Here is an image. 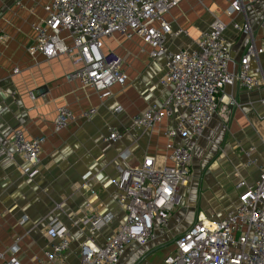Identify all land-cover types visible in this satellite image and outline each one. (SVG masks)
Segmentation results:
<instances>
[{
    "label": "crops",
    "instance_id": "obj_1",
    "mask_svg": "<svg viewBox=\"0 0 264 264\" xmlns=\"http://www.w3.org/2000/svg\"><path fill=\"white\" fill-rule=\"evenodd\" d=\"M44 3L0 0V251L18 240L22 264H31V258L40 256L47 246L44 233L48 221L57 217L71 237L65 264H79L81 241L90 235L98 241L108 238L123 219L111 182L116 167H136L147 155L154 156L158 165L170 164L168 143L180 145L183 141L165 135L173 127V119L149 129L133 123L135 115L158 105L169 93L160 84L164 58L150 59V47L139 36L126 38L115 33L105 39L103 51L121 57L127 75L124 85L111 87L108 98H99L78 81L66 80L73 69L67 55L49 60L30 55L26 48L35 36L32 25L45 16ZM228 6V0H181L165 18L173 31L185 33L167 36L166 47L173 51L194 48L200 33L219 18L227 24L224 37L230 69L232 62H239L244 55L249 39L232 28L230 22H241L242 15L227 16L224 10ZM245 7L260 45L264 2ZM258 67L264 75V53L251 61L252 72ZM224 95L195 146L188 183L180 188L182 203L172 211L166 227L154 229L151 241L129 244L116 264H162L174 251L175 238L190 228L197 216L224 217L236 202L234 186L240 177L248 183L258 178L264 166V110L260 105L264 91L227 87ZM60 106L68 107L74 119L56 132L53 123ZM117 106L121 111L114 110ZM90 108L95 109L94 114L82 118L81 113ZM18 128L28 139L45 137L38 173L33 177L22 157L6 156L10 135ZM112 129L122 135L115 142L105 140ZM87 203L95 212L114 214L112 223L99 231L82 226L79 220Z\"/></svg>",
    "mask_w": 264,
    "mask_h": 264
},
{
    "label": "built area",
    "instance_id": "obj_2",
    "mask_svg": "<svg viewBox=\"0 0 264 264\" xmlns=\"http://www.w3.org/2000/svg\"><path fill=\"white\" fill-rule=\"evenodd\" d=\"M181 0H45V16L32 25L34 39L28 45L30 55L49 60L60 55L70 57L73 69L67 81H78L92 88L99 98L111 96L114 84L124 85L127 75L122 58L104 52L105 39L115 33L126 38L139 36L150 47V59L164 58L165 71L160 84L169 93L158 105H150L132 120L137 128L149 129L164 119H173L165 131L169 140L182 139L180 145L168 143L170 164L158 165L147 155L136 167H116L111 182L116 189V203L123 219L111 235L96 240L86 236L79 244V264H116L126 247L135 242L146 244L154 238V229L166 227L172 211L182 203L180 188L188 183L193 152L205 128L224 98L227 87L244 91L262 89L264 75L260 68L251 70V61L264 53V16L259 22L260 45L246 17V5L264 0H228L224 13L242 15L241 22L231 21L232 28L248 37L244 55L231 61L224 31L227 24L215 18L195 40L194 48L170 50L166 38L182 35L173 31L165 15ZM264 110V97L260 99ZM121 111V107L114 109ZM95 112L81 113L88 119ZM74 119L66 106L56 109L54 131L58 132ZM121 134L112 129L107 141L115 142ZM44 136L26 138L23 129H15L9 138L6 156L22 157L30 165L28 175L38 173L37 164ZM252 147L245 153L249 155ZM235 204L221 219L197 216L194 223L174 240V251L162 264H264V166L258 178L248 183L241 178L234 186ZM90 195L94 191L90 190ZM79 220L82 226L99 231L112 223L114 214H100L90 209ZM47 246L31 264H65L71 237L68 227L53 217L45 228ZM18 240L0 251V264H22Z\"/></svg>",
    "mask_w": 264,
    "mask_h": 264
}]
</instances>
